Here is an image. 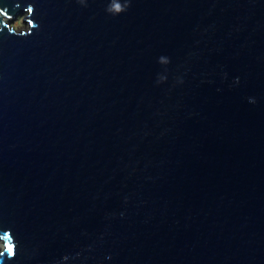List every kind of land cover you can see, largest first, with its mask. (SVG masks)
I'll use <instances>...</instances> for the list:
<instances>
[{
	"label": "water",
	"instance_id": "obj_1",
	"mask_svg": "<svg viewBox=\"0 0 264 264\" xmlns=\"http://www.w3.org/2000/svg\"><path fill=\"white\" fill-rule=\"evenodd\" d=\"M109 2L0 0V264H264V0Z\"/></svg>",
	"mask_w": 264,
	"mask_h": 264
},
{
	"label": "clouds",
	"instance_id": "obj_2",
	"mask_svg": "<svg viewBox=\"0 0 264 264\" xmlns=\"http://www.w3.org/2000/svg\"><path fill=\"white\" fill-rule=\"evenodd\" d=\"M79 3L82 5H85L87 3V0H79ZM131 7V0H110V2L107 5L106 11L110 15L113 16H119L123 13H125L129 8ZM23 27V18L18 20L14 25L13 28L16 30H19ZM158 63L161 65H168L170 63V58L167 56H160L158 59ZM167 80L166 75H160L158 77V83H163ZM183 82L182 80L180 81ZM251 102H255L254 100H251ZM67 259V257H65Z\"/></svg>",
	"mask_w": 264,
	"mask_h": 264
},
{
	"label": "rangeland",
	"instance_id": "obj_3",
	"mask_svg": "<svg viewBox=\"0 0 264 264\" xmlns=\"http://www.w3.org/2000/svg\"><path fill=\"white\" fill-rule=\"evenodd\" d=\"M21 18H23V27L20 28L19 30L14 29V28H13V25H14L18 20H20ZM25 18H26V16H22V17L18 18L15 22H12V23H11V27H12L14 30L18 31V32L23 31L24 29H26V24L24 23V19H25ZM4 250H5V246H4L3 242L0 240V253L3 252Z\"/></svg>",
	"mask_w": 264,
	"mask_h": 264
},
{
	"label": "snow or ice",
	"instance_id": "obj_4",
	"mask_svg": "<svg viewBox=\"0 0 264 264\" xmlns=\"http://www.w3.org/2000/svg\"><path fill=\"white\" fill-rule=\"evenodd\" d=\"M27 10H28V12H33V9H32L31 7H29ZM0 15L6 17V16H8V13L5 12V11H3L2 8H0ZM0 31H3V30L0 29ZM7 252H8L9 254H14V249H13V247H12L11 245H9V247H8V249H7Z\"/></svg>",
	"mask_w": 264,
	"mask_h": 264
}]
</instances>
